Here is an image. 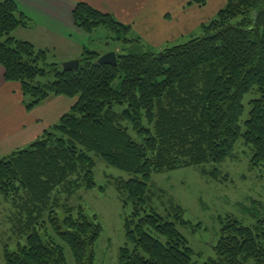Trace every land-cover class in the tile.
I'll return each mask as SVG.
<instances>
[{"label":"trees","instance_id":"16d2710c","mask_svg":"<svg viewBox=\"0 0 264 264\" xmlns=\"http://www.w3.org/2000/svg\"><path fill=\"white\" fill-rule=\"evenodd\" d=\"M191 3L202 7L207 0ZM73 18L87 34L105 27L115 41H140L130 25L85 2L76 4ZM31 25L16 0H0L6 81L20 84L29 111L51 96L74 103L30 144L0 157V195L18 208L26 235L15 249L6 246V264H69L67 248L75 264H95L103 231L98 215L68 205L60 219L57 209L62 194L97 186L96 157L130 175L115 180L130 207L125 228L133 243L120 248L118 264H195L196 252L177 226L190 224L185 209L171 198L166 213L157 211L151 176L221 164L240 140L252 151L251 167L264 165V0H227L185 43L158 52L115 50L117 65L97 63L104 53L85 45L77 70L50 62V50L14 35ZM248 94L256 95L242 120ZM219 222L216 257L207 264H264V212L252 225L234 216Z\"/></svg>","mask_w":264,"mask_h":264},{"label":"rangeland","instance_id":"374dc122","mask_svg":"<svg viewBox=\"0 0 264 264\" xmlns=\"http://www.w3.org/2000/svg\"><path fill=\"white\" fill-rule=\"evenodd\" d=\"M152 5L153 13L157 12L155 18L159 19L161 15H159L158 8L163 9L164 6L173 8L176 2L156 0L152 1ZM192 31H194L192 34L181 35L180 38L160 48L145 39L142 32L135 27L131 31V37L139 38L140 41L130 43L113 40L114 33L105 27H99L92 34L85 33L87 35L83 43L85 42L88 49L100 53L111 50L122 53H140L149 48L158 52L166 46L185 43L191 35L202 32L200 27H195ZM14 35L32 42L38 48L50 50V62L63 64L68 61L67 57L74 54L70 45L62 43L63 39L38 28L37 24L31 27H20ZM120 82L119 79L114 83L118 89ZM252 96L253 94H248L245 98L246 112L242 120L248 117V100ZM251 156V149L240 140L233 156L228 157L221 164L184 167L152 174L150 188L153 193H156L152 201L156 210L166 213L171 198L185 209L184 218L190 224L187 226L178 224L177 226L196 252L195 264H207L210 258L216 257L213 245L219 238L220 217L234 216L246 225H252L262 217L264 178L261 176H264V165L253 169L250 164ZM96 159L94 178L97 186L93 189L82 187L72 196L62 194L61 203H63L57 209L58 215L62 219L65 216L64 208L68 205L75 208L82 206L87 213L97 214L103 231L96 243L95 264H118L120 248L125 245L131 248L133 243L128 240L125 228L130 207L124 206L115 186V180L129 179L130 175L108 165L101 158L96 157ZM215 169L218 170L217 176L211 174ZM18 212L12 200H7L0 195V264H6L3 253L6 246L15 249L18 242L26 241V235H23L18 228ZM66 252L69 264H75L68 248ZM247 264L257 263L250 260Z\"/></svg>","mask_w":264,"mask_h":264},{"label":"crops","instance_id":"0c3cea01","mask_svg":"<svg viewBox=\"0 0 264 264\" xmlns=\"http://www.w3.org/2000/svg\"><path fill=\"white\" fill-rule=\"evenodd\" d=\"M152 1L156 0H16L31 19L32 26L37 24L38 28L57 35L64 40L63 44L72 47L74 54L67 60L77 59L85 46L83 39L87 34L75 25L73 18L78 2L113 14L131 29H138L145 39L160 48L181 35L192 34L195 27L201 28L227 2L207 0L206 5L201 7L191 3V0H157L176 2L173 8H158L161 17L157 19V12L153 13L154 7L151 8ZM73 103L74 99L63 95L51 96L29 111L24 106L20 84L6 81L4 68L0 67V157L30 144L68 112Z\"/></svg>","mask_w":264,"mask_h":264},{"label":"water","instance_id":"95a60500","mask_svg":"<svg viewBox=\"0 0 264 264\" xmlns=\"http://www.w3.org/2000/svg\"><path fill=\"white\" fill-rule=\"evenodd\" d=\"M97 63L104 64V65H117L116 52L108 51L104 53L98 58ZM79 65H80L79 59H72V60L65 61L62 64V67L64 69H76L77 70L79 68Z\"/></svg>","mask_w":264,"mask_h":264}]
</instances>
